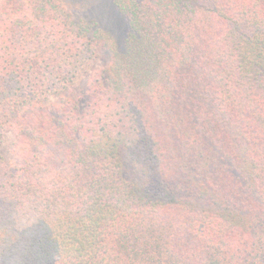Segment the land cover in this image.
Listing matches in <instances>:
<instances>
[{
    "label": "trees",
    "instance_id": "1",
    "mask_svg": "<svg viewBox=\"0 0 264 264\" xmlns=\"http://www.w3.org/2000/svg\"><path fill=\"white\" fill-rule=\"evenodd\" d=\"M85 1L0 0V264H264V0Z\"/></svg>",
    "mask_w": 264,
    "mask_h": 264
},
{
    "label": "rangeland",
    "instance_id": "2",
    "mask_svg": "<svg viewBox=\"0 0 264 264\" xmlns=\"http://www.w3.org/2000/svg\"><path fill=\"white\" fill-rule=\"evenodd\" d=\"M68 5L71 7L73 13L77 17L87 18L91 19L92 17H96L102 21L101 27L106 29H111V27L116 31L118 38H121L124 33L127 32L128 29V23L123 18L121 19H115L114 17L118 16L116 13L110 9H108L107 6L103 4L98 5V8H95V6L90 7V4L86 2L85 0H67ZM84 1V2H83ZM89 1V0H87ZM115 15V16H114ZM126 29V30H125ZM106 57L102 56L98 63H95L93 67L100 68L105 65ZM90 71L84 74H80L78 79L75 82V85L73 88L77 91H80L82 88L85 87L88 78H89ZM53 102L56 101V98H52ZM16 140L13 134L8 133L5 134L3 137L2 144L0 146V155L5 157L6 161L10 164L14 163V157H13V148Z\"/></svg>",
    "mask_w": 264,
    "mask_h": 264
}]
</instances>
